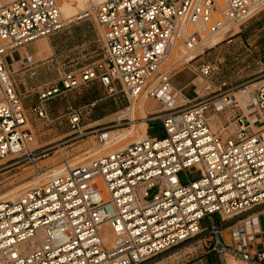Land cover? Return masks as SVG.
<instances>
[{
  "label": "built area",
  "instance_id": "1",
  "mask_svg": "<svg viewBox=\"0 0 264 264\" xmlns=\"http://www.w3.org/2000/svg\"><path fill=\"white\" fill-rule=\"evenodd\" d=\"M263 1L86 0L78 18H92L99 27L102 57L79 71L66 68L60 87L38 91L41 102L32 110L48 118L43 101L60 88L98 79L110 95L117 93L118 84L128 104L141 96L157 101L146 119H159L164 136L149 135L147 124L146 136L123 146L100 151L84 147L73 157L61 153L57 165L62 169L47 175L49 167L40 164L42 159L86 135L105 145L112 129L83 125L82 108H69L73 142L32 143L6 57L24 49L19 60L32 63L26 46L59 31L64 19L57 0L0 2V160L29 165L33 176H40L14 200H0V264H142L202 233L210 235L222 264H230L228 257L264 264L256 234L239 218L264 204V136L247 130L251 121L242 109L252 104L258 113L253 122L264 126V79L253 97L248 92V97H240L241 106L223 90L226 82L217 88L207 82L209 93L242 110L237 129L221 135L211 131L207 120L210 97H186L172 86L173 74L163 66L175 41L192 49L228 23L250 18ZM212 71L210 63L200 65L202 77L209 78ZM165 94L183 103L165 107L160 97ZM191 167L199 177L181 183L179 172ZM152 188L156 191L148 198ZM213 213L221 216L222 224L210 221L201 227L200 220ZM229 228L227 242L224 231Z\"/></svg>",
  "mask_w": 264,
  "mask_h": 264
},
{
  "label": "rangeland",
  "instance_id": "2",
  "mask_svg": "<svg viewBox=\"0 0 264 264\" xmlns=\"http://www.w3.org/2000/svg\"><path fill=\"white\" fill-rule=\"evenodd\" d=\"M0 2L5 3L7 1L0 0ZM57 2L62 12V18H65L64 26L59 31L27 45L26 49L32 55L33 62L29 64L19 60V63L14 65V71L10 73L11 80L19 92L26 110L27 127L33 133L32 143L34 145H67L74 141L71 139L72 134H69L70 129L67 120L69 108H82V124L93 126L94 121L114 114L129 105L118 84L115 86L117 93L110 95L108 89L101 85L98 79H94L69 90L60 88V93L52 94L43 101L48 118H41L32 110L35 104L41 102L38 99V91L49 88L51 85L60 87V79L66 68L79 71L86 65H96L103 53L102 34L95 21L92 18L79 19L75 17L76 14L84 10L85 0H57ZM229 24L224 29L226 33H221L220 40L215 45L204 48L203 52L192 61L188 63L175 62L176 57L184 49L177 42L174 45L173 53L168 55L163 62V66L169 69L171 74L183 70L172 76L170 82L176 89H182V93L186 97H210L211 104L207 111V120L211 131L221 135L230 134L237 129V118L242 110L231 102H221L219 95L209 93V90L204 87L207 82L212 83L213 88H217L221 82H226L227 85L223 90H228L227 93L231 98L234 95L241 106L240 97L244 99L245 92H248L252 85L256 87L257 83L264 79V3L255 9L254 15L250 18ZM230 34L233 35L229 36ZM210 37L211 35L205 37L201 42L209 40ZM20 51L7 54L6 60L11 62L12 57H19ZM202 63H210L213 66L209 78L202 77L199 73ZM191 77L193 84L184 87V84ZM92 101H97L94 108L86 106ZM181 103L183 101L179 99L175 104ZM156 104L155 101L151 102L147 110L151 111ZM242 109L251 121L258 118V113L252 104L242 106ZM95 116H100V118L95 119ZM139 116L140 114L135 113V118ZM116 121L111 118L94 125L108 127L112 130H124V128L131 126L128 119L121 118L119 123ZM145 121L146 124L148 123L149 135L164 136V130L159 119H145ZM254 124L257 128L262 127L258 121ZM141 129L140 125L132 127L135 133L134 139L143 135ZM119 132L123 133L125 130ZM116 145H111V148H115ZM97 146L98 143L95 142L94 137L86 135L82 140L74 141L73 144L65 146L62 150L42 159L40 164L49 167L46 171L47 174L49 171L62 167L57 165L61 160V153L73 157L80 154L84 147H89V151H96ZM106 150H110V148H106ZM199 175V171L195 167H191L186 171L179 172L178 178L181 183H186L188 179H196ZM32 176L33 171L29 165L19 166L15 165L12 160H0V200L24 191L26 187L32 184L31 182L34 180ZM155 191L156 188L150 189L148 198ZM239 218L247 221L249 232H252L249 225L257 220L261 222V227L255 225L256 229L264 231V204L254 207ZM251 219L254 220L250 221ZM210 221L222 224L221 216L218 213H213L210 217L201 219L200 226L207 227L210 225ZM229 231L230 228L224 231L227 242H230ZM256 240L259 242L257 248L264 249V232L257 235ZM211 247L210 235L202 233L149 258L142 264H211L213 259L214 261L216 259L209 251ZM228 259L233 263L231 257ZM235 262L236 264H247L239 260Z\"/></svg>",
  "mask_w": 264,
  "mask_h": 264
},
{
  "label": "bare ground",
  "instance_id": "3",
  "mask_svg": "<svg viewBox=\"0 0 264 264\" xmlns=\"http://www.w3.org/2000/svg\"><path fill=\"white\" fill-rule=\"evenodd\" d=\"M6 1L9 2V0H6ZM263 3H264V1H263ZM85 8H86V0H85ZM81 13L76 14L75 17L78 18ZM61 16H62V12H61ZM63 19H65V18L63 17ZM228 25H230V24L228 23L225 27H227ZM225 27H223L221 30H219L218 32H216L214 34H211V37L209 38V40H206L204 42H201L205 37H207L209 35L204 36L201 39V41H199L194 48H192V49H185V48L182 49L181 50L182 52L176 57L175 62H177V63L178 62L188 63V62L192 61L193 59H195L200 53L203 52L204 48L211 47V46L215 45L220 40L221 33H223V34L226 33L225 30H224ZM176 43H177V41H175L173 43V46L170 48V50H169L168 54L166 55V57L168 55H170L171 53H173L174 47H175L174 45ZM23 51L24 50H21V53H23ZM166 57L164 58V60L166 59ZM164 60H163V62H164ZM254 88L255 87L252 85V88H250L248 90V94H249L250 97H253V90H254ZM160 97L163 99V101L165 103V107L170 108V107H174L175 106V102H173V100H174L173 97L169 96L168 94L160 95ZM245 97H248V95H245ZM153 101H155V100H152L150 98H146L144 96H142V98H140V99H139V97H137L136 99L130 98L129 105L126 108L121 109V110L115 112L114 114H111L109 116H106V117H104V118H102L100 120L94 121L92 125L98 124V122H100V121H104L106 119H111V118L112 119H115L117 121H119L121 118H125V119H128L131 122L130 128H126V129L124 128L125 132H123V133L122 132H119V131H124L123 129H121V130H118V129L117 130H111L110 131L111 141L109 143H106L105 145L98 144V146L95 148V150L96 151H100V150L106 149L107 147H109L111 145H114V144L115 145L117 144L116 147H120V146H123V145H125L126 143H128L130 141H135V140L140 139L141 137L146 136L147 135V133H146L147 124H146L145 119H146L148 113L154 110V109H151V111H148L147 110V107ZM155 102H157V101H155ZM246 105H248V104H246ZM135 113L140 114V116L138 118H135ZM255 114H257V113H255ZM255 114H253V115H255ZM253 115H251V116H253ZM248 118H249V116H248ZM249 120H250V118H249ZM136 121H139V122H136ZM135 125H140L142 127L141 132H142L143 135H141V137L138 138V139H134L133 138L134 135H135V133L133 132L132 127L135 126ZM247 130L249 132L259 131L264 136V126L257 128V126H255V124H254L253 121H251V123L247 126ZM114 135H116V136H114ZM120 142H122V143H120ZM110 149H112V148L110 147ZM61 169H62V167H60V168H58L56 170L49 171V172L50 173H56V172L60 171ZM43 175H47V174L45 173ZM32 178L34 180L31 182L32 183L31 185L39 182L40 176L39 175H36V176H32ZM23 187H22V190H23ZM22 192L23 191H21L18 194L11 195L10 197H5V199L6 200H14ZM228 261H229L230 264H236V262H235L236 260H234V259H232V262L233 263H231L230 259H228Z\"/></svg>",
  "mask_w": 264,
  "mask_h": 264
},
{
  "label": "crops",
  "instance_id": "4",
  "mask_svg": "<svg viewBox=\"0 0 264 264\" xmlns=\"http://www.w3.org/2000/svg\"><path fill=\"white\" fill-rule=\"evenodd\" d=\"M32 43H34V42H32ZM32 43H29V44H32ZM28 44V45H29ZM6 62H7V65L9 66V72L11 73V72H13L14 70V65L18 62L19 63V57H17V58H14L13 57V59H12V61L11 62H8L7 60H6ZM181 71H183L182 69L181 70H179V71H177L176 73H178V72H181ZM176 73H174L173 74V76L176 74ZM191 84H193V78L191 77L185 84H184V87L185 86H191ZM184 95V94H183ZM189 98V97H188ZM104 115V114H103ZM106 117V116H105ZM100 118V116H95V119H99ZM102 119V118H101ZM148 124V123H147ZM254 219H251L250 221H253ZM247 222V221H246ZM250 223H252V222H250ZM255 225H259V227H261V222L260 221H256L255 223H252V224H250L249 226L252 228V233H255L256 235H255V238H256V236L257 235H259V234H261V232H264V231H261V230H257L256 228L257 227H255ZM254 229V230H253ZM186 242V241H185ZM184 243V242H183ZM210 252H211V255H213V257H215L216 259H215V261H214V259H213V262L211 263V264H222V260H221V258H220V256L212 249V247H211V249L209 250ZM210 255V256H211Z\"/></svg>",
  "mask_w": 264,
  "mask_h": 264
}]
</instances>
